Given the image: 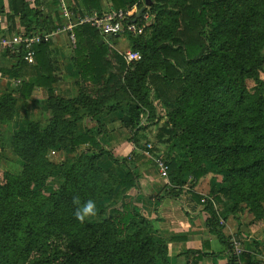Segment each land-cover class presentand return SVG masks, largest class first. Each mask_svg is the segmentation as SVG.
Here are the masks:
<instances>
[{"label": "trees", "instance_id": "1", "mask_svg": "<svg viewBox=\"0 0 264 264\" xmlns=\"http://www.w3.org/2000/svg\"><path fill=\"white\" fill-rule=\"evenodd\" d=\"M10 2H22L21 9L13 8L14 13L22 12L21 20L30 14L38 15L23 12L24 0ZM74 2L86 11L100 10L99 0ZM110 2L115 9H126L133 3ZM174 9L178 28L167 37L143 40L151 26L138 35H120L139 47L140 60L127 62L106 43L99 45L101 38L95 34L98 31L89 25L74 29L78 42L75 64L80 79L109 96L80 101L56 98L48 104L51 116L45 127L30 122L13 137L10 145L22 172L17 176L8 172L0 175V264H155L157 260L169 264L167 241L151 231V222L142 210L126 202L115 204L130 189H137L139 175L134 162L130 167L131 164L119 161L89 131L75 133L78 121L116 110L123 112V127L136 124L148 93H140V101H122V106L115 94L125 88L127 81L140 92L149 91L163 106L177 107L170 114V123L182 127L183 132L177 136L171 131L172 139L177 140L171 144V157L166 162L170 183L178 187H169L167 196L178 198L184 174L190 172L195 179L200 178L208 171L204 164L210 159L222 162L233 176L245 175L237 183L248 185L251 193L261 195L254 205L262 203L264 79L260 72H264V0H185ZM56 20L53 30L60 27L58 17ZM27 21L23 33H37ZM47 46L40 44L35 50ZM151 58L161 61V72L151 68L147 61ZM246 78L255 82L252 92L246 87ZM82 146L98 152L62 162L49 156L51 151L72 156ZM175 149L186 152L184 155L190 159L172 156ZM102 156L124 167L123 177L102 169L97 163ZM227 157L231 158L229 162L222 161ZM56 173L58 181L43 192L42 186ZM234 188L232 184L229 190L234 202L224 214L212 208L200 194L184 193L185 202H193L191 209L203 206L209 231L230 251L222 227L229 215H235L236 203L242 200ZM88 199L95 201L100 214L106 206L114 205L112 215L94 221L78 220L74 212ZM245 199L249 200L246 196ZM216 200H220L218 196ZM46 204L49 209L43 212ZM204 255L189 250L186 264H200ZM232 261L229 258L227 264Z\"/></svg>", "mask_w": 264, "mask_h": 264}, {"label": "crops", "instance_id": "2", "mask_svg": "<svg viewBox=\"0 0 264 264\" xmlns=\"http://www.w3.org/2000/svg\"><path fill=\"white\" fill-rule=\"evenodd\" d=\"M24 1L23 12H36L38 13L36 17L30 14L27 15V19L21 20L22 12L14 13L13 8L21 9L22 2L0 0V33L4 30L8 33L24 32L25 20H28L27 25L30 24L34 32H53L54 35L47 42V47L35 51L32 61L24 60L19 50L0 49V175L2 172L16 176L21 174L22 165L10 142L30 122H39L41 127H45L51 116L48 108L50 102L56 98L80 101L86 98L101 99L103 96H109L94 84L80 79L75 64V48L69 47V36L70 33L75 35L74 29L79 26L76 23L77 16L91 11L115 9L112 3L99 0L100 10L86 11L74 0L73 2L71 0ZM62 5L70 11L71 17L63 16ZM126 9H129L134 16L138 13L134 3ZM57 17L60 27L53 30L52 27L58 23ZM69 24L73 25L71 30L67 28ZM95 34L103 40V43L109 45L111 50L122 55L115 46L124 39L118 37L117 42L114 43L108 41L106 36L99 32L95 31ZM262 78L264 79V73ZM122 115L121 110H116L83 119L77 122L75 133L83 134L89 131L105 149L125 156L131 151L132 142L122 130L124 128L120 119ZM104 124L106 128H103ZM104 131L108 133L103 135ZM99 132L102 134L97 138ZM97 163L102 169L110 170L120 177V166L106 156L100 157ZM136 171L139 175L137 189H130L125 197L130 196L128 203L142 210L159 237L167 241L169 264H186V254L189 250L206 254L200 264H227L229 258L233 259L231 264H264V219L249 225L243 224L242 227L239 226V218L233 215L225 219L222 233L229 244L232 239L241 241L242 251L236 256L209 231L203 206L197 205L195 209H191L192 200L185 202L186 192L192 191L204 197L206 187L203 181L197 180L196 187L188 186L189 182L181 185L182 192L178 198H171L167 196L169 187L178 186L170 183L168 177L162 178L157 168H141ZM57 181L52 178L51 184ZM227 211L223 209L220 213L224 214ZM253 240L258 245L256 242L253 243Z\"/></svg>", "mask_w": 264, "mask_h": 264}, {"label": "rangeland", "instance_id": "3", "mask_svg": "<svg viewBox=\"0 0 264 264\" xmlns=\"http://www.w3.org/2000/svg\"><path fill=\"white\" fill-rule=\"evenodd\" d=\"M107 1L110 2V0ZM132 1L137 7V12L142 9V13L144 12L146 13L147 15V19L145 20L147 22L146 24H148V26H151L150 33H148L143 40H147L149 38H152L155 41L159 40L161 38L167 37L168 34H170L172 31L174 32V30L178 28L177 24L174 22L175 18H177V12L174 9V7H180L185 2V0H131V2ZM166 4L167 5L173 4V6L169 5V7H166ZM161 5H163V7H160ZM161 12H165V13H161ZM121 38L124 40L116 44L115 49L121 51L122 56L125 59L127 58V56H131V58H133L132 56H134L135 54L139 56V58H137L136 60H140L141 52L138 50L139 47L134 46L132 40H126L123 36H121ZM77 44L78 42H76V45ZM70 46L71 45H69V47ZM147 61L149 65H151V68L154 71L156 72L162 71L163 68L161 67V61L158 58L155 59L151 58ZM263 73L264 72H260L261 77ZM245 84L247 89L252 92L253 88L255 87L254 80L251 78H246ZM133 86L134 84L128 85V81H127L125 88L119 89V91H117V93L115 94V96L118 97V99H120V102H122L125 100L140 101L139 100L140 93L141 94L148 93L147 103L141 104L143 111L137 123L132 125L131 127H124L122 129L124 134H127L129 140L132 142V149L125 156L115 153L113 152V150L112 151L108 149L105 150L111 151L112 155L119 157V161L124 162L125 165H129V164L132 165V163L134 162L136 170L141 168L158 169V167L154 162V159L156 157H161L165 161L166 160L169 161L168 156L171 157V155L169 154L170 153L169 149L171 148V144H173L177 140V138H175L174 140L172 139L171 131H174V133H176L177 136H179L181 132H183L182 127H178V126L174 127L172 123H170V114H173V112L177 109V107L176 106L165 107L161 103H159L157 99L151 93H149V91L147 90L145 91L144 89H142L140 92L139 89ZM122 106H125L123 102H122ZM112 121L114 120L112 119ZM105 125L106 124L103 125V128H106ZM107 133H108L107 131H104L103 135L104 134L106 135ZM101 134L102 132H99V136L97 135V138H99ZM102 147L104 148V146ZM96 150H94V148L92 147L84 146L75 152L76 156L73 155L66 156L62 151H51L49 155L50 158L53 159L54 161L62 162L67 158L69 161L71 159H75L77 156H80L81 154L89 155L91 153H95ZM147 150H149L148 154H146ZM184 154L187 153L175 149L174 154H172V156L175 155L180 159L189 160L190 159L189 155H184ZM205 158L208 159L207 157ZM208 160L209 161H205L204 164L207 167L208 171L205 174H203V176H200V178L198 177V179H195L190 172H186L183 176V180H184L183 185L189 182L187 184L188 186L196 187L198 182L197 180L199 181L201 180V182L203 181L202 183H204L206 187L203 200H205V202H209L212 208L220 212V210L223 209L229 211L230 207L232 206L234 201L232 200V196L229 190L231 185L235 184L236 189L234 188L233 190H235L238 193V197L242 199L236 203V207H235L236 210H234L236 212L234 217L239 218V222H240L239 226L243 224L246 225H249L251 223L253 224L255 221H260L264 219V199L262 203H256V205H254V200L255 199L259 200L261 195H259V193H255V194L251 193L252 188L248 187V185L237 183L239 181H242L245 178V175L241 177H239L238 175L233 176L223 168L224 166L222 162L216 163L210 161V159ZM230 160L231 158L227 157L222 161L229 162ZM261 171L264 175V170L261 169ZM119 172H120L119 176L123 177L125 173V168L120 166ZM167 177H162V178H167ZM52 178L58 180L59 178L58 173L52 176L48 180V182L44 186H42V190H44L43 192H48V189L54 185L51 184ZM216 196L219 197L220 199L219 201L216 200ZM245 196L249 200H246ZM170 197L172 198V196ZM129 199L130 196L128 197L124 196L123 198H121V200H117L115 204L116 206H119L121 203H125V202L128 203ZM113 206L110 207L106 206V209L103 210L102 214H100L96 210L95 215L88 216L85 219L94 221V220H99L100 218L102 219L105 217H109L110 215H112V211L114 209ZM48 209H49V205L46 204L42 208V211L45 212ZM151 231H153V233L156 236L158 237L160 236L154 230L152 224H151ZM155 264H161V263L159 260H157Z\"/></svg>", "mask_w": 264, "mask_h": 264}, {"label": "built area", "instance_id": "4", "mask_svg": "<svg viewBox=\"0 0 264 264\" xmlns=\"http://www.w3.org/2000/svg\"><path fill=\"white\" fill-rule=\"evenodd\" d=\"M63 16L66 18L71 17L70 11L62 5ZM134 14L131 13L129 9H109L107 11H91L83 13L77 16V25H89L96 29L104 37L107 35H118L128 33L132 35L141 34L148 26L145 21L147 19L146 13H141L138 18V22H133ZM69 30L73 28L72 24L67 26ZM54 33L53 32H37L34 34H25L23 32H14L8 33L7 30H4L0 33V49H10V50H19L22 54L24 60L32 61L35 56V49L38 45L49 42ZM70 45L76 47V37L73 33H70L69 36ZM127 56L126 60H136L139 58L138 55ZM149 153V150L146 151V154ZM156 166L161 174V177L168 176V164L161 158L156 157L154 159ZM231 252L238 256L242 251L241 241L237 239H232L230 242Z\"/></svg>", "mask_w": 264, "mask_h": 264}, {"label": "clouds", "instance_id": "5", "mask_svg": "<svg viewBox=\"0 0 264 264\" xmlns=\"http://www.w3.org/2000/svg\"><path fill=\"white\" fill-rule=\"evenodd\" d=\"M96 211V203L92 199H88L87 201L79 204L77 209L74 212L75 217L83 221L86 217L95 215Z\"/></svg>", "mask_w": 264, "mask_h": 264}, {"label": "water", "instance_id": "6", "mask_svg": "<svg viewBox=\"0 0 264 264\" xmlns=\"http://www.w3.org/2000/svg\"><path fill=\"white\" fill-rule=\"evenodd\" d=\"M141 13H142V9L138 11V13L136 14L135 18H134L132 21L135 22V21L140 17ZM118 37H119L118 35H115V36L107 35V36H106V39H107L108 41H112V42L116 43ZM102 43H103V40H100V41L98 42L99 45L102 44Z\"/></svg>", "mask_w": 264, "mask_h": 264}]
</instances>
